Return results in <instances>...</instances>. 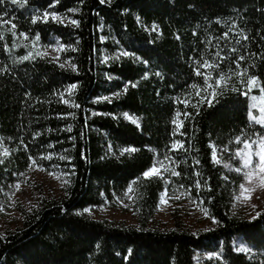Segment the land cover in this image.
Here are the masks:
<instances>
[{
    "label": "trees",
    "instance_id": "1",
    "mask_svg": "<svg viewBox=\"0 0 264 264\" xmlns=\"http://www.w3.org/2000/svg\"><path fill=\"white\" fill-rule=\"evenodd\" d=\"M0 12V198L31 165L63 177L58 197L20 210L21 227L0 234V264H264V212H232L240 166L226 155L238 137L261 135L249 96L264 103V0H2ZM21 36L59 40L69 66L29 53ZM163 157L215 227L147 228L165 183L143 173ZM127 193L138 228L82 214Z\"/></svg>",
    "mask_w": 264,
    "mask_h": 264
},
{
    "label": "rangeland",
    "instance_id": "2",
    "mask_svg": "<svg viewBox=\"0 0 264 264\" xmlns=\"http://www.w3.org/2000/svg\"><path fill=\"white\" fill-rule=\"evenodd\" d=\"M56 16L60 19L54 20L52 14L49 13L47 16H45V13L40 14L39 18L44 21L51 20L53 22L70 23L67 17ZM8 23L9 21L6 20L0 12V24ZM10 30L12 34H15L12 26ZM150 30L155 31V27H151ZM20 42L21 46L27 49L29 53L46 58L61 66H69L67 61L62 58L65 47L59 40H53L50 45H41L34 39L21 36ZM116 54L124 55L120 51L116 52ZM113 56L114 55L104 53V61H107L109 57ZM253 97L256 99L254 100ZM254 104L256 107H253ZM262 107H264V103L261 98L249 96V120L252 125L261 129V135L257 133V135L251 137V139L247 140L249 143L264 137V125L256 123L250 118V115L256 116L257 118L264 116V113L260 112ZM124 117L136 123V120L132 116L125 114ZM175 147H177V145ZM256 147L257 146L254 144L253 151L256 150ZM242 148L243 143H241L240 148L235 153L228 152L226 154L242 169L241 172L235 171L237 177H239L240 184L234 187L231 209L233 213L251 219L256 217L259 213L264 212V188H257V190L251 194V199L245 200L244 197H241L239 200L237 199V197L241 195V184H244L245 187L252 186L248 184L244 177V173L249 171V169L243 168L242 161L236 156V153ZM8 154V149L0 142V162H2ZM253 159L255 161L256 158L253 157ZM217 160L219 161V165L223 164V159L215 154L214 162L217 163ZM154 165L160 169V174L159 176L153 177L163 179L165 190L160 195L156 212L153 218L148 222L147 228L167 231L174 229L176 226H180L192 233H197L215 227L214 219L207 213L203 203L198 197L190 190L177 186L171 180L172 177L176 176L172 174L173 170L176 172V165L173 159L171 157L158 158ZM256 183H258V179L254 178L253 185ZM62 187L63 177L58 171L47 172L37 165H31L25 172L19 174L16 180L10 183L3 191L2 197L0 198V234L6 235L20 228L22 225L20 210H31L36 207L37 203L42 198L58 197L62 192ZM245 195H247V193H245ZM176 197H179V199H176ZM162 198L166 203L161 202ZM132 201L131 195L127 193L124 199H117L114 205L105 204L100 207L87 208L82 211V214L94 220L138 228L139 225L135 211L133 210ZM235 247L238 251H241L240 249H247L242 243L237 241L235 242ZM206 257H210V255H206Z\"/></svg>",
    "mask_w": 264,
    "mask_h": 264
},
{
    "label": "snow or ice",
    "instance_id": "3",
    "mask_svg": "<svg viewBox=\"0 0 264 264\" xmlns=\"http://www.w3.org/2000/svg\"><path fill=\"white\" fill-rule=\"evenodd\" d=\"M0 2H2V0H0ZM13 3H19L20 0H12ZM48 13H45V16H47ZM52 18L54 20H59L60 18L57 17L55 14H52ZM73 24H76L77 21H72ZM12 27L14 28L15 25H12ZM124 55H128V53H124ZM29 57L26 56L24 57V59H28ZM241 59H243V57H241ZM206 67H213V65H204ZM197 75H202V73H200L199 71H197L196 73ZM207 79H211L210 75L206 78L205 83L207 84ZM225 82V77L224 76H220L219 79L216 81V86L219 87L221 86L223 83ZM248 86H249V91H251L252 86H254L256 84V78L255 77H250L247 81ZM74 87V86H73ZM193 87H196L195 85H193ZM208 87H212V85H208ZM235 90V89H234ZM262 91H264V89H261ZM197 95H199V92H197ZM217 93L215 91V89H213V91L211 93H209V96H211L213 99L216 97ZM245 95H247V93H245ZM203 99L208 101L209 106H211L212 104V100L208 99V97H204ZM253 99L255 100L256 98L253 97ZM253 107H256V105L254 104ZM261 113H264V107H262L260 109ZM177 116H179V113H177ZM129 119H132L131 117H128ZM250 118L252 120H254L256 123H259L261 125H264V116H261L259 118H257L256 116H251ZM135 122V121H133ZM176 121H174L175 123ZM179 143V142H177ZM236 143H243V148L240 149L237 153L236 156L242 161V165L243 168L249 169V171L244 173V177L246 179V181L248 182L249 185H252L251 187H245L244 184L240 185L241 188V195L237 197V199L239 200L241 197H244L245 200L251 199V194L253 192H255L257 190V188H264V137H261L259 140H255L252 141L251 143H249L247 140L245 141H241L240 138L238 137L236 140ZM256 145V150L253 151V145ZM173 147H175V145H173ZM180 147L182 148L183 145L181 144ZM124 151L126 152H132V151H136L135 149H125ZM253 157H255V161L253 159ZM213 158L215 160V153L213 154ZM217 163L219 162L218 160L216 161ZM236 172H241L242 169L241 168H236L235 169ZM160 174V169H158L155 165L150 168L148 171L143 173V176L145 178H150L153 176H159ZM173 175H179V173L175 172L173 170L172 172ZM257 178L258 179V183H256L255 185H253V179ZM129 191H132L131 188H129ZM245 193H247V195H245ZM176 199H179V197H176ZM162 203H166V201L162 198L161 199ZM241 251H247V249H240Z\"/></svg>",
    "mask_w": 264,
    "mask_h": 264
}]
</instances>
